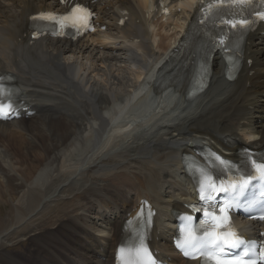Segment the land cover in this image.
<instances>
[{
	"label": "bare ground",
	"instance_id": "6f19581e",
	"mask_svg": "<svg viewBox=\"0 0 264 264\" xmlns=\"http://www.w3.org/2000/svg\"><path fill=\"white\" fill-rule=\"evenodd\" d=\"M194 1L94 0L106 31L69 43L33 40L28 31L30 17L57 0H0V76L18 77L28 98L25 107L33 111L28 116L23 108L17 122H0V249L54 227L55 235L42 236L58 242L43 243L55 254L42 250L39 260L27 258L26 264L69 261L70 245L75 251L87 247L83 232L98 244L89 253L105 254L114 264L125 218L148 203L157 211L153 246L162 247L173 263L188 264L169 242L171 210L192 200L180 176L183 153L204 144L229 153L264 146V36L259 31L235 82L226 79L216 55L210 87L197 98L187 100L186 86L152 94L153 79L176 54L196 14ZM161 4L171 8L169 16L161 15ZM149 94L159 105L147 122L136 123L142 119L138 106ZM129 106L115 124V115ZM129 113L135 122L127 124ZM102 190L111 196L100 197ZM86 213L93 215V230ZM42 253L48 254L45 261ZM16 255L21 260L22 253Z\"/></svg>",
	"mask_w": 264,
	"mask_h": 264
},
{
	"label": "snow or ice",
	"instance_id": "6c2138e0",
	"mask_svg": "<svg viewBox=\"0 0 264 264\" xmlns=\"http://www.w3.org/2000/svg\"><path fill=\"white\" fill-rule=\"evenodd\" d=\"M251 7H253V0H208L207 4L202 0L199 8L202 13L200 22L203 23L209 14L220 15L219 11L213 12V10L235 9V14L230 11L225 12V15L220 18V23L229 26L230 30H235L238 26L241 30L247 29L251 21L249 18H240V13ZM255 15L264 18V12H257ZM91 16L92 13L88 9L76 5L67 16L63 17V21L70 22L71 27L79 32L89 30ZM32 19L52 21L55 18L51 15L41 14ZM63 21L60 22L61 28L64 27ZM15 112L16 109L10 101L0 100V119H8ZM248 160L251 165V172L246 176H241L237 182L227 184V186L223 179L217 183L212 175H205L200 188L201 200H210L213 194L218 192L228 193L231 191L235 194L237 190L243 191L253 180L264 182V158L256 159L249 156ZM215 161H219L221 165H227V162L218 156L215 157L213 163ZM199 210L203 211L205 216L211 217L214 223L210 224L202 235L197 236L192 229V218L185 217L187 223L180 229L181 235L177 240V247L186 257L193 260L203 257L205 264H208L209 261L212 264H261V260L264 259V245L259 246L260 250L257 253L258 245L255 242L245 241L238 233L229 228L227 226L228 216L224 207L218 210L219 213L223 214L222 216L218 215L216 211ZM259 218L264 220V215ZM119 253L121 264H156L143 237L134 246L127 248L122 246Z\"/></svg>",
	"mask_w": 264,
	"mask_h": 264
},
{
	"label": "rangeland",
	"instance_id": "374dc122",
	"mask_svg": "<svg viewBox=\"0 0 264 264\" xmlns=\"http://www.w3.org/2000/svg\"><path fill=\"white\" fill-rule=\"evenodd\" d=\"M104 192V193H103ZM101 194H104V197H103V195H101ZM101 195V196H100ZM111 196V194H110V192L108 191V190H102V191H100V194H99V196L100 197H103V198H108L109 196ZM89 199L90 200H92V201H95L94 199H95V197H93V196H90L89 197ZM100 199V198H99ZM101 200V199H100ZM89 200H83V202H80L79 200H78V202L81 204H83V205H85L87 202H88ZM77 202V201H76ZM7 208H8V206H2V209H3V212H2V214L5 216L6 215V211H7ZM83 211H80V212H75V213H73L72 215H74V216H76V215H80L81 213H82ZM83 214V213H82ZM87 215H89V218L90 217H93V215L92 214H90V213H86ZM57 214H55V216H56ZM79 218H81V216L79 217ZM81 220V219H80ZM81 222V221H80ZM83 223V222H82ZM37 224H41V225H45V222L44 221H38L37 222ZM88 226H90V227H88L90 230H93L92 229V227L91 226H94V223H93V220L92 219H89V223H88ZM87 227V226H86ZM54 227H48L47 228V231H46V229H43V230H41V232H39V229H38V231H36V232H33V233H31V234H29V235H22V236H20V239L17 241V242H13L12 244H10L9 246H7V247H5V248H3V249H0V264H10V263H13V262H18L19 264H26L25 263V261H26V259L27 258H34L35 260L36 259H38L37 257H36V254L37 253H40L42 250H47V253H50V254H55L53 251H52V249H46V246H44V244L43 243H45V245H46V243L47 244H52V243H54L55 245L58 243L56 240H54V241H56L57 243H55V242H51L50 240H49V242H45L46 240H47V238L46 237H43L42 235H43V232H47V234L49 233H51V234H54V232H53V229ZM48 229H51V232H48ZM33 229H28L27 231H26V233L27 232H29V231H32ZM83 231H85V230H83ZM37 233H40V237L41 238H39V241L36 243V244H39V243H41V245L40 246H43V248L42 247H38V246H36V244H34L32 241H33V237L37 234ZM63 234V233H62ZM55 235V234H54ZM53 235V236H54ZM25 236V237H24ZM81 236H82V238H83V240H86L87 239V235H86V233L85 232H83V233H81ZM45 239V240H44ZM48 241V240H47ZM54 244H52V245H54ZM75 244V243H74ZM73 245V244H72ZM79 247L81 248V244L79 245ZM39 249H41L40 251H38ZM75 248H74V246H71L70 245V251L67 253V255L69 256V258H71L72 260H80V259H83L84 261H86V256H87V252L86 251H81V250H79V251H75L74 250ZM21 254L22 253V257H21V260H20V258H18V256H20V255H16V254ZM26 253H28V254H26ZM48 254H46V253H42V254H40V258L41 259H43L44 261L46 260L45 258H46V256H47ZM39 260V259H38ZM53 260V259H52ZM102 260H104L103 262L104 263H108L107 261H106V258H102ZM41 261V260H40ZM40 261H38V263H40ZM24 262V263H23ZM63 264H70L69 262H67V260L66 261H63Z\"/></svg>",
	"mask_w": 264,
	"mask_h": 264
}]
</instances>
